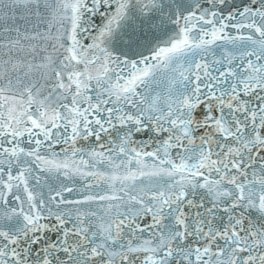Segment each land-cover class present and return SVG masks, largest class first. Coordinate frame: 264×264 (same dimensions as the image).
<instances>
[{"label":"snow or ice","instance_id":"6c2138e0","mask_svg":"<svg viewBox=\"0 0 264 264\" xmlns=\"http://www.w3.org/2000/svg\"><path fill=\"white\" fill-rule=\"evenodd\" d=\"M0 264H264V0H0Z\"/></svg>","mask_w":264,"mask_h":264}]
</instances>
